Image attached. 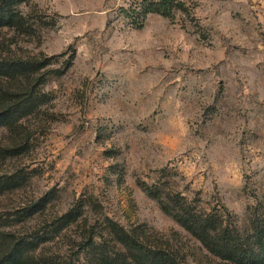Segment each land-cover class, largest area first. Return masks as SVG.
<instances>
[{"label":"rangeland","instance_id":"374dc122","mask_svg":"<svg viewBox=\"0 0 264 264\" xmlns=\"http://www.w3.org/2000/svg\"><path fill=\"white\" fill-rule=\"evenodd\" d=\"M184 1L189 14L144 17V0H30V34L0 29V56L50 59L52 98L25 119L29 140L0 131L21 151L0 175L23 179L0 194V229L48 235L40 252L81 264L77 244L110 218L217 264L148 191L241 230L264 217V0Z\"/></svg>","mask_w":264,"mask_h":264},{"label":"trees","instance_id":"16d2710c","mask_svg":"<svg viewBox=\"0 0 264 264\" xmlns=\"http://www.w3.org/2000/svg\"><path fill=\"white\" fill-rule=\"evenodd\" d=\"M28 2L30 0H0V29L30 34L32 16L19 8ZM140 11L144 17L150 13L165 17H173L176 12L190 13L184 0H144ZM50 64L49 58L0 56V131L7 129L22 136L25 119L42 114L43 107L52 100L42 89L50 74L46 71ZM62 72L53 69L57 75ZM26 132L25 127L24 136L29 140ZM20 152L19 147L0 143V158ZM22 184L23 179L16 173L0 175V194ZM148 194L158 199L166 214L220 259L217 264H264V217L252 218L249 228L241 230L226 223L221 214L197 211L181 197L167 202L152 190ZM34 211L32 206L23 208L24 216H31ZM81 216L70 210L60 218L63 223L57 227V232L78 222ZM7 226L11 225L5 223L0 229V264H61L40 252L41 246L51 240L48 235L39 232L22 234ZM140 228L128 230L106 218L103 231L98 233L94 229L88 236L84 234L77 244V258L82 259L81 264H189L186 257H181L170 245L153 239L147 228Z\"/></svg>","mask_w":264,"mask_h":264}]
</instances>
